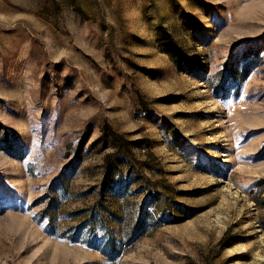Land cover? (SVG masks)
<instances>
[{
	"label": "rangeland",
	"instance_id": "374dc122",
	"mask_svg": "<svg viewBox=\"0 0 264 264\" xmlns=\"http://www.w3.org/2000/svg\"><path fill=\"white\" fill-rule=\"evenodd\" d=\"M0 264H264V0H0Z\"/></svg>",
	"mask_w": 264,
	"mask_h": 264
},
{
	"label": "trees",
	"instance_id": "16d2710c",
	"mask_svg": "<svg viewBox=\"0 0 264 264\" xmlns=\"http://www.w3.org/2000/svg\"><path fill=\"white\" fill-rule=\"evenodd\" d=\"M172 46V44H169V47H171ZM173 48L174 49H176L177 50V48H176V46H173ZM121 161V160H120ZM152 207H154V210H155V206H152ZM48 221H51V218H49L48 217ZM149 224V223H148ZM88 225H91L92 226V224L90 223V224H88ZM98 227L101 229V230H103V232L104 233H106V234H108L109 236V245H111L113 248L115 247V245H117V244H119V242H117L116 243V240H115V238H114V235H113V231H111L109 228H108V226H107V224H106V221H104L103 219H101L99 222H98ZM145 225H146V227H149L148 225H147V223L146 222H142V225L140 224L139 226H135V227H133L131 230H132V233L134 234V233H136V230H138V228L137 227H145ZM96 226V225H95Z\"/></svg>",
	"mask_w": 264,
	"mask_h": 264
}]
</instances>
